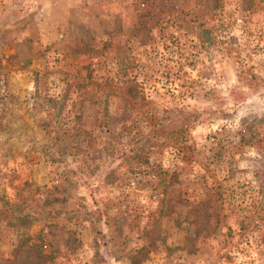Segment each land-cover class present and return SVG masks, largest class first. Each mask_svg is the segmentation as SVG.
Masks as SVG:
<instances>
[{"label": "rangeland", "instance_id": "obj_1", "mask_svg": "<svg viewBox=\"0 0 264 264\" xmlns=\"http://www.w3.org/2000/svg\"><path fill=\"white\" fill-rule=\"evenodd\" d=\"M0 264H264V0H0Z\"/></svg>", "mask_w": 264, "mask_h": 264}, {"label": "trees", "instance_id": "obj_2", "mask_svg": "<svg viewBox=\"0 0 264 264\" xmlns=\"http://www.w3.org/2000/svg\"><path fill=\"white\" fill-rule=\"evenodd\" d=\"M129 85V94L137 95L138 94V83L135 78L127 79L126 82Z\"/></svg>", "mask_w": 264, "mask_h": 264}]
</instances>
